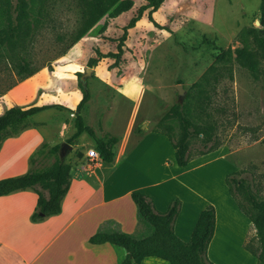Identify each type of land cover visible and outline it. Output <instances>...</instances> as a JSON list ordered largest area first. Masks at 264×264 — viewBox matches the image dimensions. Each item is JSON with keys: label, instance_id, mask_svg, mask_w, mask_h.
I'll return each instance as SVG.
<instances>
[{"label": "rangeland", "instance_id": "1", "mask_svg": "<svg viewBox=\"0 0 264 264\" xmlns=\"http://www.w3.org/2000/svg\"><path fill=\"white\" fill-rule=\"evenodd\" d=\"M100 1L109 7L107 12L61 55L71 35L79 27L78 0H22L25 3L26 20L22 27L20 47L16 51L8 46L0 48V115L12 107L61 105L75 110L82 91L78 86L80 80L73 73L80 72L82 76L86 73L90 58L116 52L118 39L124 28L138 8L144 5L143 0H130L132 8L114 17V10L123 0ZM260 1L176 0L177 5L180 3V9L169 11L166 6L160 7L152 15L153 22L148 20V13L145 11L134 27L127 29V39L120 58L122 61L105 58L95 65L94 77L87 80L92 102L83 117L86 123H94V129L98 130L100 125L96 120L97 110L104 106L106 108L100 124L106 119L108 127L121 135L130 116L128 103L141 90V85H145L134 119L136 130L143 128L145 122L141 123V119L149 123V131L145 133L148 135L160 117L176 103H184L187 116L196 122L197 98L202 91L209 95L208 111L216 122V149L201 154L204 148L200 140L194 138L190 141L189 151V162L209 163L175 179L177 170L174 168L177 167L174 165L173 148L170 147L171 156H167L163 166L172 167L167 172H159L156 177L160 180L165 176H173L175 180L161 185L157 190H165L169 196L179 193L186 205L192 202L202 205L203 201L214 203L216 206H212L215 207L216 218L218 217V232L240 234L245 231L248 234L245 245L249 250H254L261 259V264H264V254H261L255 228L239 210L225 184L228 174L240 172V176L249 181L259 194V201L264 202V51L247 34L249 28H261L257 23ZM17 4L18 0H0V32L10 27ZM191 17L195 18V23L191 21ZM245 20L247 23L243 30L231 35L237 23L241 24ZM211 37L212 39L207 40ZM239 51L243 52L244 60L242 56L237 57ZM217 57L220 58L218 62ZM22 58L37 71L20 80L16 65ZM213 65L227 68L232 80L228 73H223L219 83L205 85V74ZM190 74L191 77L186 78ZM183 75L185 80L181 77L173 82L174 78ZM105 85L110 89L106 91ZM178 85L183 88L182 95L177 92ZM55 114L59 113L49 111L39 115V118L52 120ZM166 124L173 127L176 139L180 133L178 122L169 120ZM85 138L92 143L87 135ZM73 146L64 155L59 154V158L71 165L78 163L84 156V151L87 153L90 149L83 147L72 150ZM147 146V141L142 142L137 154L136 167L140 171L142 168L144 174L130 175L139 182L150 181L147 168L153 174L162 170L157 158L146 152ZM214 158L223 161L214 162ZM40 162V167H47L53 162V158L47 156ZM190 167L191 165L188 169ZM188 187L197 189L201 196L191 195ZM223 194L231 204L222 200ZM236 199L247 213L258 215L241 195L236 194ZM236 247H228V250L236 252ZM228 253L224 258L221 256V264H230L237 259L238 254ZM210 254L214 257L213 253Z\"/></svg>", "mask_w": 264, "mask_h": 264}, {"label": "crops", "instance_id": "2", "mask_svg": "<svg viewBox=\"0 0 264 264\" xmlns=\"http://www.w3.org/2000/svg\"><path fill=\"white\" fill-rule=\"evenodd\" d=\"M168 2L169 5L167 6ZM178 5L176 0H164L161 8L166 6L169 11H172V9H180L181 6ZM190 19L192 22H196L194 17ZM247 20L241 24L237 23L231 35L243 30ZM210 39L212 37L207 40ZM160 44L161 42L158 45ZM94 70L95 66L91 68L86 83L88 78L94 77ZM76 73L78 72L73 73L74 77H76ZM191 75H188V77L186 75V78H190ZM181 77H184V75L174 78L173 82H176L178 78L181 79ZM182 79L185 80V77ZM145 88V85H141V90L128 103L130 116L123 127L121 135L120 133H114L108 127L107 124L109 123L106 122V119L103 120L102 125L100 124L103 111L106 108L104 106L98 107L97 110L96 120L97 124L100 125L98 130L94 129V123L90 125L85 122L83 115L92 102V94L89 92L90 99L81 111L83 123L90 127L99 139L105 134L117 138V143L113 147L114 161L110 164L101 161L96 168L88 169L82 166L87 161L86 151H84L82 159L78 163H72L70 185L61 201L58 214L53 216L41 215L38 220L32 219L34 213L40 215L36 211L38 188H28L0 196V264L120 263L125 257L124 249L109 243L93 245L88 242V239L97 233L111 229L126 234H134L138 230L137 210L130 197L134 191H140L148 195L158 212H164L170 202L177 198L180 201V207L173 222L172 230L175 237L181 242L188 243L190 241L200 212L207 205H216L214 203L209 204L210 201H203L202 205L197 202L187 203L186 205L179 193L169 196L165 190L157 189L161 185L174 181L177 176L203 168L209 162L197 161L193 164L191 161L185 168H180L176 166L174 161V165L177 167L174 168L177 170L174 174L175 179L173 176H165L160 180L158 176L156 177L159 172H167L172 167L171 165L163 166L168 158L167 156H171V146L165 136L152 131L157 123L150 129L151 133L148 135L145 133L149 131V123L143 119L140 121L141 123L145 122L143 128L135 129L136 120L134 117L140 107L142 93ZM104 89L107 91L110 88L105 85ZM49 111H56L59 114H55L52 120L39 118V115ZM70 111L74 112L70 109L43 111L29 118L28 127L15 135L4 137L0 141V180L24 175L30 169L43 168L40 167V161L46 159L48 154L39 153L42 146L46 151L55 145L63 146L74 132V114ZM85 135L87 134L84 133L77 139L72 150L83 147L94 149L93 140L87 135L92 140V143L88 142ZM145 141L148 143L146 152L157 158L162 170H158L153 174L147 168L146 173L150 174V181L139 182L130 175L144 174V170L141 168V172L136 164L138 163L139 148L142 142ZM57 142H61L60 144L63 145ZM32 158L33 162L30 161ZM52 158L54 161L53 156ZM219 160L223 161L220 158H214L212 161L217 162ZM189 165H191L190 169H188ZM182 186L184 188V185ZM189 190L191 195L201 196L197 193V189L189 188ZM42 193L46 196V192L42 191ZM222 200L225 203H230L224 194ZM184 209H186L185 212ZM218 225L217 217L215 229L205 254L208 263L221 264L219 262L222 260L221 256L223 255L224 258L226 253L229 252L230 254H238L237 259H234L230 264H256L255 258L244 249L248 234L245 231L240 234L236 232V234L218 232ZM248 227L249 225L246 228ZM226 244L234 249L237 246L236 252H230ZM210 253H213L214 257H211ZM135 264H170V262L158 256H147Z\"/></svg>", "mask_w": 264, "mask_h": 264}, {"label": "trees", "instance_id": "3", "mask_svg": "<svg viewBox=\"0 0 264 264\" xmlns=\"http://www.w3.org/2000/svg\"><path fill=\"white\" fill-rule=\"evenodd\" d=\"M143 1L144 5L138 8L136 14L124 28L122 36L118 39L116 52L99 54L96 58H90L87 62L88 68L94 67L101 59L105 58H113L118 61L123 54V47L127 39V29L134 27L145 11L148 13V20L153 22L152 15L158 11L164 0ZM78 2L80 7L79 27L71 35L61 55L79 41L109 9L100 0H78ZM131 8L132 3L130 0L121 1L114 10V17ZM25 16V3L22 0H18L14 20H12L8 29L0 32V48L8 46L13 51L19 49L23 32L22 27L26 20ZM258 20L261 28H249L247 34L251 35L259 48L264 51V0H261L259 5ZM153 24L159 27L156 23ZM239 56H242L243 59V52L239 51L237 57ZM219 60L220 58L217 57L216 62ZM249 66L253 67V64ZM16 70L20 80L30 77L37 71V69L31 68L24 58L17 63ZM223 73H228L229 79L232 80V75L227 68L219 67L218 65L211 66L205 74V85L211 86L212 83H219ZM76 76L80 80L81 73H76ZM78 86L82 91V97L74 112L70 111V113L74 114V132L66 140L65 144L73 146L77 139L85 133L93 140L94 149L99 154L102 162L110 164L114 161L113 147L117 143V138L105 134L99 139L90 127L84 125L81 111L89 101L90 94L87 83L82 84L79 81ZM209 101V95L202 91L195 103L196 122H193L187 116L184 103L173 104L152 130L167 138L174 151L175 164L180 168H185L190 161L189 151L192 139L200 140L204 148L201 154H206L216 149L214 141L216 122L212 120L211 113L208 111ZM49 109L66 110L60 105L30 106L26 108L12 107L7 109L0 115V141L4 137L15 135L28 127L30 117ZM169 120L178 122L180 133L176 139H174L173 127L166 124ZM39 153L53 156L54 161L47 167L30 169L24 175L0 180V196L28 188H38L36 211L40 215L34 213L32 216L33 220L40 219L41 215L53 216L59 213L61 201L70 185V172L72 169L70 163L59 158V154H61V146L59 145L52 146L47 151L42 146ZM30 161L33 162V158ZM240 175V172L228 174L225 184L228 193L236 202L239 210L253 224L261 247V254H264V202L259 201V194L253 189L251 183ZM42 191L46 192V196ZM236 194L241 195L251 208L257 211L258 215L252 216L247 213L236 199ZM130 197L137 210L138 230L134 234L122 233L116 229L100 232L88 239L90 244L109 243L124 249L125 257L118 264H135L147 256L161 257L169 261L170 264H210L206 260L205 254L215 229L216 216L212 205H207L200 212L190 241L183 243L175 237L172 230L173 222L178 215L180 207V201L177 198L170 202L164 212H158L148 195L140 191H134ZM244 248L251 253L258 264H261V259L254 250H249L246 245Z\"/></svg>", "mask_w": 264, "mask_h": 264}, {"label": "built area", "instance_id": "4", "mask_svg": "<svg viewBox=\"0 0 264 264\" xmlns=\"http://www.w3.org/2000/svg\"><path fill=\"white\" fill-rule=\"evenodd\" d=\"M87 161L85 164H82L83 167L88 169L96 168L99 163L102 161L99 154L95 151V149H89L86 153Z\"/></svg>", "mask_w": 264, "mask_h": 264}, {"label": "water", "instance_id": "5", "mask_svg": "<svg viewBox=\"0 0 264 264\" xmlns=\"http://www.w3.org/2000/svg\"><path fill=\"white\" fill-rule=\"evenodd\" d=\"M257 23H259V22L257 21ZM90 73H91V69L90 68H87L86 69V73L80 77V82L82 84H85L86 83V78L90 75ZM177 92H178L179 95H182L183 94V88H182L181 85H178L177 86ZM68 149H70V146L67 145V144H64L61 147V153L64 155Z\"/></svg>", "mask_w": 264, "mask_h": 264}]
</instances>
